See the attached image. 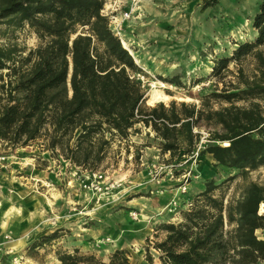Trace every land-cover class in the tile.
Returning a JSON list of instances; mask_svg holds the SVG:
<instances>
[{
	"label": "trees",
	"instance_id": "1",
	"mask_svg": "<svg viewBox=\"0 0 264 264\" xmlns=\"http://www.w3.org/2000/svg\"><path fill=\"white\" fill-rule=\"evenodd\" d=\"M220 1L203 0L201 8L211 9ZM103 9V0H0V24L13 30L28 26L44 41L25 57L15 46L0 47V145L15 150L45 137L46 150L59 151L74 167L96 171L111 141L128 140L137 124L149 130L169 163L193 151L199 140L194 129L206 123L216 127L214 138L224 147L207 145L199 156L211 155L224 167L264 160V0L252 19L255 38L236 44L212 70L217 75L229 63L250 58L258 75L243 80L245 89L224 95V100L259 102L248 107L230 103L217 111L209 108L215 95L204 96L200 108L174 101L147 106L146 92L135 77L141 71ZM218 188L212 180L206 182L179 222L157 225L153 235L163 238L152 248L160 264L264 263V239L256 236L264 230V213H259L264 186L247 182L240 198L226 205L213 195ZM61 232L42 235L26 250L44 249ZM55 257L57 264H133L124 250H115L106 261L78 249L58 250Z\"/></svg>",
	"mask_w": 264,
	"mask_h": 264
},
{
	"label": "rangeland",
	"instance_id": "2",
	"mask_svg": "<svg viewBox=\"0 0 264 264\" xmlns=\"http://www.w3.org/2000/svg\"><path fill=\"white\" fill-rule=\"evenodd\" d=\"M103 1V14L108 16L112 31L121 43H126L130 52L127 51L141 71L135 77L146 92L147 106L158 103L168 106L174 101L200 108L203 97L208 95H215L209 104V108L214 111L229 107L230 103L237 107H248L250 103L259 102L256 99L232 98L230 103L224 100V95L238 94L245 89L243 80L254 79L258 75L250 58L238 65L229 63L217 75L212 73L216 61L229 57L236 44L251 42L255 38L252 19L259 0H222L206 10L201 8L203 0H141L138 10L129 19L123 17V13L129 10L128 0ZM43 44L44 41L28 26L13 30L0 24V47L15 46L25 57ZM6 73L7 70H4L2 75ZM171 83H180V86ZM153 90L164 93L168 98L151 105L148 100ZM215 129V126L206 123L197 129L198 142L201 137L208 135L203 140L204 148L207 145L224 147L223 142L214 138ZM147 133L148 130L137 124L130 136L141 139L137 142L138 146L150 148L148 155L136 149L138 146L131 137L128 140L115 138L111 141L97 170L106 172L114 180L125 181L119 190L122 192L113 200L86 195L78 189L76 182H72L68 188L72 170H89L65 165L68 161L63 159L59 151L46 150L45 137L36 141L32 150L26 151L47 152L51 157L47 166L20 148L14 151L0 145V264H57L56 251L74 249L106 261L116 250V241L106 229L154 222L151 225L154 232L157 225L163 223L161 219L153 220L157 211L150 204L157 186L147 176L146 167L149 163L142 166V162L148 159L154 163L167 164L169 156L160 154L158 142L152 134ZM154 155L158 158H153ZM186 160L187 156H181L169 162L175 165V179L165 178L161 182L173 183L166 189L175 188L180 203L183 202L180 200L182 197L176 191L181 179L179 176L191 168L197 177L190 179L187 186V195L192 201L210 180L219 186L213 195L222 198L224 205L239 199L242 187L247 182L264 186V160L256 164L243 163L239 167L219 166L208 154L199 156V161L193 167ZM51 171H54L53 174ZM31 177L41 179L35 189L28 184ZM262 209L261 213H264V207ZM186 211L183 206L179 207L173 217H169L168 223L179 222ZM131 214H136V219ZM59 229L62 230V237L44 249L28 253L26 249L32 242ZM153 232L147 239L154 244ZM157 235L159 240L163 238L162 234ZM256 236L260 237V232L257 231ZM127 244L126 249L121 250L126 251L131 263L160 264L158 253L147 242H144L142 252H137L136 242ZM147 257H150V262Z\"/></svg>",
	"mask_w": 264,
	"mask_h": 264
},
{
	"label": "built area",
	"instance_id": "3",
	"mask_svg": "<svg viewBox=\"0 0 264 264\" xmlns=\"http://www.w3.org/2000/svg\"><path fill=\"white\" fill-rule=\"evenodd\" d=\"M129 1V10L123 13V17L125 19H129L132 13L136 12L139 8V4L141 0H128ZM104 10V9H103ZM104 11H102L103 13ZM104 15V14H103ZM106 16V15H105ZM108 17V16H107ZM116 35V34H115ZM149 132V130H148ZM194 133H198L196 129H194ZM151 134V133H150ZM208 135L200 138V141L195 145L193 151L187 156V161H190L192 167L196 165L200 152L204 149L202 144L204 143V139H206ZM165 154L164 156H167ZM169 156V155H168ZM69 163V162H68ZM143 166V165H142ZM175 165L167 164H158L153 163L152 165H147L146 172L149 178V181L154 185L158 186L163 179L167 178L168 180H174L173 171ZM191 170H193L191 168ZM188 171L187 173L179 176L181 178L177 185L176 191L179 192L180 197H184L183 202L179 201H171L169 204L168 213H175L179 207H184L185 210L189 211L193 207L192 200L189 199L187 186L189 184V180L193 178H197L193 175L192 171ZM76 182L78 189L85 193L86 195H90L92 197H96L97 199H112L116 198L122 191L124 182L123 180H114L110 178L106 172L104 171H83L81 169L72 170L69 173V179L67 182L68 188H70L71 183ZM131 183V182H128ZM126 190V189H125ZM134 219H136V214H131ZM264 264V263H263Z\"/></svg>",
	"mask_w": 264,
	"mask_h": 264
},
{
	"label": "crops",
	"instance_id": "4",
	"mask_svg": "<svg viewBox=\"0 0 264 264\" xmlns=\"http://www.w3.org/2000/svg\"><path fill=\"white\" fill-rule=\"evenodd\" d=\"M254 34H255L254 36H256L255 32H254ZM129 137H131L133 140H135V142H136L135 144L136 145L141 140V139L136 138V137H132V136H129ZM33 145L34 144H32L30 146H27L25 148H20V150L24 151L25 154H30L37 161L42 162V163L44 162V165L47 166L46 163H49L50 160H51V157H50V155L47 152L45 154V152H43V153H40V152L32 153V151H26L28 149L32 150ZM136 149H140V152H142V154H146V155H148L149 154L148 152H150V148H148V147H140V146H138ZM143 149H144V151H143ZM21 154L22 153H20V155ZM152 157L153 158H158L155 155L152 156ZM211 160L214 161L212 156H211ZM153 163H154L153 161L151 162L150 160L147 159L146 162H142V165H145V164H148V165L151 164L152 165ZM64 164L65 165L67 164L68 166L70 165V163H68V162H65ZM47 169H50V168L48 167ZM53 172L54 171H51L50 173L53 174ZM31 182H34L35 184L34 183L31 184ZM38 183H41V179H39V178H35L34 179L33 177H31L29 182H28V184L33 189L36 188L35 185H37ZM161 184L159 186H157V190H155V192H154L155 195L152 197L153 199L150 200L151 201L150 204H151V208L153 210H155L157 212L159 211V213L155 212V214H154L155 216H154L153 220L161 219L162 222H168L169 221L168 220L169 217H171V216L173 217V215H174L173 213H168L169 204H171L170 203L171 201H178L179 197H178L177 193L175 192V188L174 189H170V190L166 189V188H168V187L173 185L172 182L169 183V181H168L166 183H161ZM160 187H162V188H160ZM184 199L185 198L182 196V199H180V200L182 201ZM159 214H163V215H159ZM159 216H162V217L159 218ZM166 218H167V220H165ZM171 220H173V219H171ZM153 223L151 224V222H148L147 225L145 223H142V225H140V222H139L137 224L134 223V225H132V226L131 225H126V227H124V228H112V229H106L105 231H107L108 233L111 232L110 236L113 237V239L116 241V244H115L116 250L126 249V245H128L127 244L128 242H129V245H133V242H136V244H137V247H136L137 252H139V251L142 252V247L144 246V242H147L148 245H151V246L153 245V243L150 240H148L150 235H151V232H153V229L151 228V225H153ZM258 232H260V237H258V236L257 237L259 239H264V230H259ZM154 240H155V242L157 240L160 241L157 238H155ZM146 248H148V247L146 246ZM144 251H146V250L144 249Z\"/></svg>",
	"mask_w": 264,
	"mask_h": 264
},
{
	"label": "bare ground",
	"instance_id": "5",
	"mask_svg": "<svg viewBox=\"0 0 264 264\" xmlns=\"http://www.w3.org/2000/svg\"><path fill=\"white\" fill-rule=\"evenodd\" d=\"M122 44H123L124 48L130 52L126 43L122 42ZM167 98H168V96L165 95L164 93L157 91V90H153L149 95L148 103H150L152 105V104L157 103V102L165 101ZM260 207H261L260 208V213H261V212H263L262 208L264 207V205L261 204Z\"/></svg>",
	"mask_w": 264,
	"mask_h": 264
},
{
	"label": "water",
	"instance_id": "6",
	"mask_svg": "<svg viewBox=\"0 0 264 264\" xmlns=\"http://www.w3.org/2000/svg\"><path fill=\"white\" fill-rule=\"evenodd\" d=\"M121 42V41H120ZM122 47L124 48L123 44L121 43ZM125 49V48H124ZM129 53V52H128ZM130 54V53H129Z\"/></svg>",
	"mask_w": 264,
	"mask_h": 264
}]
</instances>
